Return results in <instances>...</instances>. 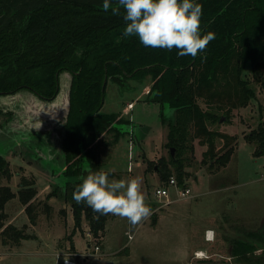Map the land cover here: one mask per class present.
<instances>
[{
	"label": "trees",
	"instance_id": "16d2710c",
	"mask_svg": "<svg viewBox=\"0 0 264 264\" xmlns=\"http://www.w3.org/2000/svg\"><path fill=\"white\" fill-rule=\"evenodd\" d=\"M199 2L203 10L200 28L216 35L193 57L178 56L175 47L154 48L144 46L135 36L124 38L123 8L117 0H113L112 7L120 8V14L105 11L101 0H0V94L29 89L42 99L52 100L60 90V74H72L70 107L63 125L65 168L44 201L32 200L37 188L24 181L18 191L9 183L0 182L3 244L18 245L33 236L26 231V225L6 223V203L17 195L32 224L38 222L43 211L41 201L46 213L52 208L47 200L55 195L70 204L77 226L86 219L93 236L104 230L109 213L100 215L85 203L75 202L72 192L81 176L89 172L86 163L91 170L102 169L98 146L103 134L114 132L115 144L129 132L123 125L132 127L130 118L102 110L110 80L126 90L131 88L129 80L143 81L150 75L148 95L161 105V120L168 127L166 145L176 150H170L169 160L158 169L162 181L167 183L171 177L172 165L178 182L184 183L181 172L197 137L208 145L202 162L213 163L216 140L226 135L210 125L228 115L233 107L246 106L256 95V88L244 73L249 61L252 78L264 89V0ZM200 99L207 104L206 108L201 106ZM165 104L174 109L171 120L163 115ZM260 130L250 137L261 153L264 126ZM228 158L221 164H226ZM110 175H115V171L110 170ZM11 176L9 161L0 154V181ZM263 247L264 228L249 230L232 239L230 253L241 264H264V249L255 252ZM198 264L218 263L202 260Z\"/></svg>",
	"mask_w": 264,
	"mask_h": 264
},
{
	"label": "rangeland",
	"instance_id": "374dc122",
	"mask_svg": "<svg viewBox=\"0 0 264 264\" xmlns=\"http://www.w3.org/2000/svg\"><path fill=\"white\" fill-rule=\"evenodd\" d=\"M251 67L249 61L244 73L256 88L255 97L246 106L233 107L228 115L210 125L226 135L217 138L211 165L209 160L202 162L207 143L199 137L193 140L194 150L187 153V164L181 172V180L190 193L182 195L171 186L170 203L154 194L156 187L166 184L158 169L170 157L171 148L166 145L168 127L161 120V105L151 101L148 94L145 98L147 92L142 95L143 100L138 97V89L151 86L150 75L143 81L129 80L131 88L126 90L110 80L102 110L118 111L132 120V127L123 125L129 132L115 144L114 132L103 134L98 146L101 168L113 169L115 175L111 177L139 178L152 214L132 225L126 217L109 213L104 230L95 237L86 219L81 226L75 224L70 204L60 196L48 198L52 208L46 213L41 201L43 211L38 222L32 224L17 195L8 204V212L14 216V225H26V231L33 236L24 238L22 245L12 251L1 246L0 238V264H61L59 248L75 264H198L202 260L241 264L230 253L232 239L264 228V152H258L250 137L264 126V89L252 78ZM63 72L60 90L52 100L42 99L29 89L0 94V154L9 161L12 172L9 180L3 177L0 182L9 183L14 191L20 189L22 181L36 188L37 183H51V191L65 168V157L61 160L56 156L65 155L63 125L70 107L72 74ZM129 100L135 102L127 105ZM199 102L207 107L203 99ZM126 105L129 109L125 112ZM173 111L165 104L164 117L171 120ZM43 144L49 150L44 155L52 159L47 160L39 151ZM227 156V163L222 165ZM89 166L86 163L87 172L92 171ZM169 168L178 181L176 169L172 165ZM47 194L41 196L43 201ZM36 196L32 198L35 202ZM206 229L214 230V240H205ZM71 244L75 248L71 249ZM97 244L99 250L93 253ZM197 250H203L207 257H195Z\"/></svg>",
	"mask_w": 264,
	"mask_h": 264
},
{
	"label": "clouds",
	"instance_id": "9594fccd",
	"mask_svg": "<svg viewBox=\"0 0 264 264\" xmlns=\"http://www.w3.org/2000/svg\"><path fill=\"white\" fill-rule=\"evenodd\" d=\"M105 11L120 14L113 0H101ZM123 8L125 25L121 35L135 36L144 46L177 49V55L195 57L215 38L214 31L200 28L203 14L199 0H117ZM72 199L85 203L100 215L111 213L126 217L132 225L150 216L153 209L145 203L137 177H111L110 170L89 171L77 183Z\"/></svg>",
	"mask_w": 264,
	"mask_h": 264
},
{
	"label": "crops",
	"instance_id": "0c3cea01",
	"mask_svg": "<svg viewBox=\"0 0 264 264\" xmlns=\"http://www.w3.org/2000/svg\"><path fill=\"white\" fill-rule=\"evenodd\" d=\"M69 72V71H68ZM64 73V72H63ZM70 73V72H69ZM62 74V73H61ZM61 74H60V76H61ZM61 78V77H60ZM150 86H148V85H146V86H144L142 89H138L139 90V93H138V97L141 99V100H143L142 99V95H144L146 92V94H145V98H146V95L149 93V90H150V88H149ZM35 95H37L36 93H35ZM139 99V100H140ZM131 102H135V100H129L128 102H127V105L129 104V103H131ZM125 106L124 107V109H125V112H126V110H128L129 109V107L128 106ZM106 112V111H105ZM111 112H118V111H111ZM126 117V116H125ZM127 118V117H126ZM39 151H41L42 153H43V157H45V158H47V160H49V158H51L52 159V157H48L47 155L45 156L44 154L45 153H48L49 152V150H48V147L46 146V144H43V145H41V148L39 149ZM42 156V155H41ZM56 157H58V158H60L61 160L62 159H64V157H65V155H57ZM57 162H61V161H59V160H57ZM59 165H61V163L59 164ZM62 166V165H61ZM63 166H65V162H64V165ZM62 166V167H63ZM106 169H108L109 170V168H106ZM110 170H113V169H110ZM114 171V170H113ZM42 173H44V172H42ZM60 178H58V180H59ZM37 185H38V187H37V200H42L41 198V196H44V195H46L48 192H50V187H51V183H47L46 185H39V183H37ZM17 198V197H16ZM16 200L14 197L12 198V199H10L7 203H6V209L5 210H7L6 212L8 213V217H7V224L8 223H14V221H15V219H14V216H10V213L8 212V209H7V207H8V204L9 203H12L14 200ZM35 200V199H34ZM20 201H18V203H19ZM22 203V202H21ZM19 203L20 205H22L21 206V209H24L25 210V205L22 203ZM17 204V203H16ZM87 234H90L89 232H86ZM19 245H22V241L18 244V245H13V246H11V245H6V244H3L2 242H1V246L2 247H4V248H6L7 250H9V251H12L13 250V248L14 247H16V246H19ZM90 246V245H89ZM70 248H71V246H70ZM75 248V247H74ZM71 249H73V248H71ZM63 256V259H62V262H61V264L63 263V261H64V259H66V258H69L70 256H66V253L64 252V251H62V250H60V248H59V251L57 252V256Z\"/></svg>",
	"mask_w": 264,
	"mask_h": 264
},
{
	"label": "built area",
	"instance_id": "2783aa9c",
	"mask_svg": "<svg viewBox=\"0 0 264 264\" xmlns=\"http://www.w3.org/2000/svg\"><path fill=\"white\" fill-rule=\"evenodd\" d=\"M175 186L179 193L182 195H186L190 193V188L189 187H184V183L180 184L176 178L171 176L169 180L167 181L166 184L164 185H159L158 187L155 188L154 194L160 198L166 199L165 203H170L172 201L171 197V192H170V187ZM205 240L206 241H212L215 238V232L213 229H206L205 234H204ZM99 245L97 244L94 247V252L95 253L97 250H99ZM195 257L197 258H206L207 254L203 250H197L195 251ZM62 264H75V262L69 258L64 259Z\"/></svg>",
	"mask_w": 264,
	"mask_h": 264
},
{
	"label": "water",
	"instance_id": "95a60500",
	"mask_svg": "<svg viewBox=\"0 0 264 264\" xmlns=\"http://www.w3.org/2000/svg\"><path fill=\"white\" fill-rule=\"evenodd\" d=\"M106 82H107V79L104 80V86H105ZM118 126H121V124H118ZM121 127H122V126H121ZM171 151H172V153H173V151H174L173 148H172Z\"/></svg>",
	"mask_w": 264,
	"mask_h": 264
}]
</instances>
